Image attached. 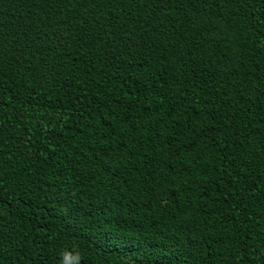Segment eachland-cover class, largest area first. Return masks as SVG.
<instances>
[{"label": "trees", "instance_id": "16d2710c", "mask_svg": "<svg viewBox=\"0 0 264 264\" xmlns=\"http://www.w3.org/2000/svg\"><path fill=\"white\" fill-rule=\"evenodd\" d=\"M0 264H264V0H0Z\"/></svg>", "mask_w": 264, "mask_h": 264}]
</instances>
